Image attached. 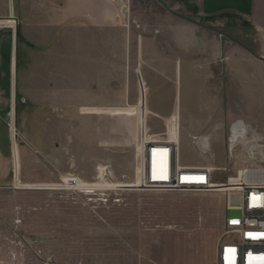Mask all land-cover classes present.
Listing matches in <instances>:
<instances>
[{
	"label": "rangeland",
	"instance_id": "rangeland-1",
	"mask_svg": "<svg viewBox=\"0 0 264 264\" xmlns=\"http://www.w3.org/2000/svg\"><path fill=\"white\" fill-rule=\"evenodd\" d=\"M131 2L138 11V0ZM186 16L215 28L225 45L233 46L232 38L252 50L253 38L235 27L239 21L230 18L231 25H224L221 21H201L196 14ZM15 30L0 28V37L7 34L10 40L9 94L3 117L10 175L0 183V264H215L214 251L226 215L225 196L219 188L247 165L245 151L264 131V61L252 55L241 61L246 68L242 73L230 71L225 62L217 64L219 72L207 88L210 92L205 103L200 104L204 106L200 112L212 122L205 125L188 124L192 120L185 111L181 115L176 102H166L171 98L169 81L166 84L163 80L157 94H151L160 106L153 108L135 72L128 76L116 68L114 92L84 93L78 108L51 110V135L35 150L23 137L17 118L26 98L17 91L16 46L20 37L15 40ZM103 34L99 33L101 53L106 52L108 38ZM111 36L115 42L110 46L112 52L125 54L121 32ZM90 38L85 31L83 54L91 52ZM84 72L90 74V70ZM70 98L72 101L74 95ZM166 103L171 108H162ZM141 131H146L149 139H173L177 164L209 168L216 190L125 187L135 181ZM23 146L41 161L35 169L49 168L50 180H25L18 173L17 157L15 183L13 158ZM70 177L81 186H66L64 181ZM44 184L52 185L42 187Z\"/></svg>",
	"mask_w": 264,
	"mask_h": 264
},
{
	"label": "crops",
	"instance_id": "crops-1",
	"mask_svg": "<svg viewBox=\"0 0 264 264\" xmlns=\"http://www.w3.org/2000/svg\"><path fill=\"white\" fill-rule=\"evenodd\" d=\"M132 6L131 0H0L1 22L13 23L12 19L4 18L12 14L20 30L16 80L17 91L25 96L26 102L17 118L32 149L42 148L41 143L51 135V110L78 108L84 93L114 92L116 68L128 76L135 72L140 84L143 81L153 108L160 106H156L157 98L151 94H157L156 88L163 80L166 84L169 81L171 98L166 102H176L181 115L185 111L192 120L188 122L190 125L211 124L200 112L204 109L200 104L205 103L210 92L207 88L212 85L213 75L219 72L217 64L225 62L230 71L242 73L246 68L241 61L252 54L236 43L225 45L215 28L185 19L189 18L187 14H196L199 20L208 23L221 21L231 25L230 18L239 21L235 27L253 38L252 51L264 56V0H138V11ZM85 31L91 35L89 54H83L82 49ZM116 31L122 34L125 54H115L110 49L115 43L111 35ZM100 32L108 37L105 53L99 48ZM13 46L11 110L15 43ZM9 50L10 40L4 34L0 37V183L6 182L10 175L9 140L3 119L9 94ZM85 70H90V74L85 75ZM100 77L105 82H100ZM72 95L70 101L72 98L68 96ZM162 108L171 107L166 103ZM14 156L15 183L17 157L18 173L25 180L51 179L48 167L34 168L41 161L26 147L18 149V155L16 151Z\"/></svg>",
	"mask_w": 264,
	"mask_h": 264
},
{
	"label": "built area",
	"instance_id": "built-area-1",
	"mask_svg": "<svg viewBox=\"0 0 264 264\" xmlns=\"http://www.w3.org/2000/svg\"><path fill=\"white\" fill-rule=\"evenodd\" d=\"M4 18L12 19L13 23L0 20V28L15 30L17 19L12 14ZM232 150L230 145L229 153ZM245 152L247 165L237 171L235 178L223 182L230 184L234 180L236 184L231 188L235 189L220 190L225 196L226 215L216 244L215 264H264V131L250 141ZM136 158L135 181L125 187L157 191L216 190L209 168L177 164V145L169 136L165 140L149 139L146 131H141ZM64 184L81 186L71 177Z\"/></svg>",
	"mask_w": 264,
	"mask_h": 264
},
{
	"label": "water",
	"instance_id": "water-1",
	"mask_svg": "<svg viewBox=\"0 0 264 264\" xmlns=\"http://www.w3.org/2000/svg\"><path fill=\"white\" fill-rule=\"evenodd\" d=\"M185 19H188V20H190V21H192V22H194V23L200 24L199 22L194 21V20H192V19H189V18H186V17H185ZM19 37H20V30H19L18 28H16V30H15V40H17ZM230 39H231L233 42H235L236 44H238L239 46H241L243 49H245L246 51H248L249 53H251L252 55H254L256 58L261 59V60L264 61V56H260V55H258V54H256V53H254L252 50H250V49L247 48L246 46H244L242 43H240V42H238V41H236V40H234V39H232V38H230Z\"/></svg>",
	"mask_w": 264,
	"mask_h": 264
},
{
	"label": "bare ground",
	"instance_id": "bare-ground-1",
	"mask_svg": "<svg viewBox=\"0 0 264 264\" xmlns=\"http://www.w3.org/2000/svg\"><path fill=\"white\" fill-rule=\"evenodd\" d=\"M14 131V130H13ZM14 133H15V131H14ZM241 170V169H240ZM102 171V170H101ZM235 178V177H234ZM233 179V178H232ZM245 179V178H244ZM236 183H234V180H232L231 182H230V184H223L220 188H219V191L221 190V189H225L226 187H230V189H235V188H231V187H233L234 185H235Z\"/></svg>",
	"mask_w": 264,
	"mask_h": 264
},
{
	"label": "flooded vegetation",
	"instance_id": "flooded-vegetation-1",
	"mask_svg": "<svg viewBox=\"0 0 264 264\" xmlns=\"http://www.w3.org/2000/svg\"><path fill=\"white\" fill-rule=\"evenodd\" d=\"M234 40H236V39H234ZM236 41H238V40H236ZM239 42V41H238ZM241 43V42H240Z\"/></svg>",
	"mask_w": 264,
	"mask_h": 264
}]
</instances>
